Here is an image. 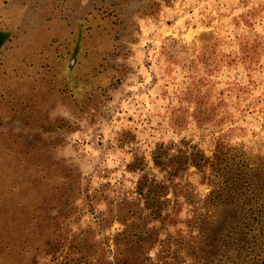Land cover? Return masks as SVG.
<instances>
[{
	"label": "rangeland",
	"instance_id": "1",
	"mask_svg": "<svg viewBox=\"0 0 264 264\" xmlns=\"http://www.w3.org/2000/svg\"><path fill=\"white\" fill-rule=\"evenodd\" d=\"M260 175L264 0H0V264H264Z\"/></svg>",
	"mask_w": 264,
	"mask_h": 264
},
{
	"label": "trees",
	"instance_id": "2",
	"mask_svg": "<svg viewBox=\"0 0 264 264\" xmlns=\"http://www.w3.org/2000/svg\"><path fill=\"white\" fill-rule=\"evenodd\" d=\"M203 157L199 158L198 160H194L195 164L198 165L199 167H201V162H202ZM227 171L224 172V175H227ZM220 175V174H219ZM262 176L260 175V177L257 180H251L250 182V188H251V192L248 195V200L250 201L247 203V206H239L237 205L234 211H233V215L235 216V219L237 217L238 220H242L243 218H246L248 220L252 221H259L262 220V218L264 217V178H261ZM232 176H227L226 178H223L222 182L220 183V188L219 190H217L216 192H218V201L216 203H219L221 199L224 200V195L231 189V180H232ZM233 183V181H232ZM139 188H141V183L138 186ZM141 191L143 193H145V197L152 196L150 195L152 194V187H150L149 191L150 193L147 195V192H144L143 189H141ZM215 192V189H212L211 192L208 194V196L206 197L207 200L211 197V194ZM234 193H237V195L242 194V192H238V190L233 189ZM228 195H230L229 193H227ZM220 199V200H219ZM222 200V201H223ZM222 205V204H221ZM249 205V206H248ZM222 211L225 213L227 211V206L226 205H222L221 207ZM227 212L225 213L226 216Z\"/></svg>",
	"mask_w": 264,
	"mask_h": 264
}]
</instances>
